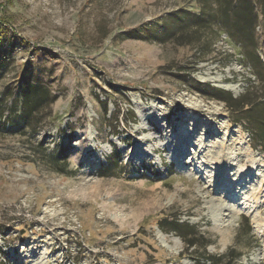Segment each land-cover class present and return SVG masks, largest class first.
I'll return each mask as SVG.
<instances>
[{
    "label": "rangeland",
    "instance_id": "obj_1",
    "mask_svg": "<svg viewBox=\"0 0 264 264\" xmlns=\"http://www.w3.org/2000/svg\"><path fill=\"white\" fill-rule=\"evenodd\" d=\"M199 1L0 0V264H264V150L214 91L264 93V30L189 44Z\"/></svg>",
    "mask_w": 264,
    "mask_h": 264
},
{
    "label": "trees",
    "instance_id": "obj_2",
    "mask_svg": "<svg viewBox=\"0 0 264 264\" xmlns=\"http://www.w3.org/2000/svg\"><path fill=\"white\" fill-rule=\"evenodd\" d=\"M201 13H193L195 16L194 24H190V29L186 30V41L189 44L202 45L200 30H204L209 33L211 42L218 38L215 27H218V31L227 32L234 40L242 42V32L244 29L251 27L255 30L257 26H262L264 30V0H261L258 8H252L248 6L247 11L244 9V5L240 4L237 9L234 8V0H200ZM262 21H259V18ZM186 29V28H185ZM206 44V43H204ZM257 61L255 64L258 67V63L262 65L259 57L256 56L254 59ZM219 98L224 100L228 107L236 113L247 114L244 119L249 120V130H253L256 136L257 142L264 150V93L260 96H256L252 93H247L238 98H234L232 93L223 89L214 90ZM55 98L51 96L49 89L45 85L25 82L21 84L18 98L15 100L13 111L16 112L22 120L27 122L29 125L33 124L36 120L37 113L41 108H46L53 104ZM107 110H105L106 112ZM129 113L132 114V121L135 122V115L131 109H128ZM18 113V114H17ZM48 120H54L53 116L48 115ZM56 165L58 164L59 158H55ZM160 229H165L175 232L181 239H183L188 247L197 245L196 238L197 234L189 231L188 224H180L176 221L169 222L167 217L160 220ZM202 238V236H201ZM206 246V244L204 245Z\"/></svg>",
    "mask_w": 264,
    "mask_h": 264
}]
</instances>
